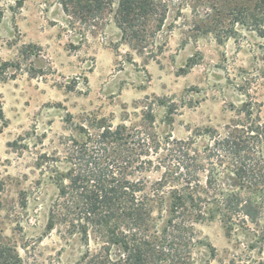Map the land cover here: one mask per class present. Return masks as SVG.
Here are the masks:
<instances>
[{"label": "rangeland", "instance_id": "374dc122", "mask_svg": "<svg viewBox=\"0 0 264 264\" xmlns=\"http://www.w3.org/2000/svg\"><path fill=\"white\" fill-rule=\"evenodd\" d=\"M60 1L0 0V243L21 264H76L86 245L64 215L51 228V213L80 200L70 180L97 155L99 134L123 124L133 134L116 148L134 164L126 173L164 192L215 175L209 195L252 206L196 221L183 210L177 264H264V22L222 10L207 21L174 0L161 26L150 15L124 37L113 15L88 25ZM229 129L243 140L238 157L195 139Z\"/></svg>", "mask_w": 264, "mask_h": 264}, {"label": "trees", "instance_id": "16d2710c", "mask_svg": "<svg viewBox=\"0 0 264 264\" xmlns=\"http://www.w3.org/2000/svg\"><path fill=\"white\" fill-rule=\"evenodd\" d=\"M189 1L194 8L200 7L206 11L207 21L212 11L222 10L232 20L252 28H259L264 22V0H177V5L182 8L183 2ZM60 2L67 15L96 27L103 25L109 15H113L112 19L126 37L128 33L135 36L138 24H144L150 15H155L158 26H161L174 0ZM201 22L205 25V18ZM253 128L258 130L260 127L252 125ZM236 132L229 129L213 135L205 131L196 133L195 139L197 143L205 142L206 150L229 151L238 157L240 153L237 152L243 140L241 134L237 135ZM132 135L123 124L115 129H104L95 141L97 155L91 160L85 158L83 174L70 180L69 187L79 192L80 200L68 201L64 207L57 209V214L54 210L51 213V228L55 225L56 217L64 215L86 245L76 264H177V254L174 253L177 237L174 233L177 223L183 221V210L193 208L196 212L195 221L214 219L244 209L249 214L252 210L250 204L239 200L234 202L229 196L225 197L226 194L209 195L212 181L219 180L215 175L210 174L206 180L189 176L179 182L177 187L170 186L164 192L149 186L145 178L126 173L125 167L134 168V164L130 162V165L125 166L116 157V148L127 143ZM103 165L110 169H105ZM247 171L250 169L239 158L234 174L244 180ZM222 189L225 190L224 187ZM62 190L65 193V188ZM233 193H236V189ZM186 220L178 225L180 229L187 228ZM94 234L98 239L97 247H91L90 244ZM183 240L187 244L192 241L189 237H183ZM0 264H21V260L13 249L0 243Z\"/></svg>", "mask_w": 264, "mask_h": 264}]
</instances>
